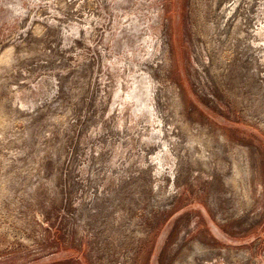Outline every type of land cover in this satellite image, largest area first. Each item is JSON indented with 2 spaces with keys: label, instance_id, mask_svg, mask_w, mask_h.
<instances>
[{
  "label": "rangeland",
  "instance_id": "374dc122",
  "mask_svg": "<svg viewBox=\"0 0 264 264\" xmlns=\"http://www.w3.org/2000/svg\"><path fill=\"white\" fill-rule=\"evenodd\" d=\"M0 109V264H264V0H0Z\"/></svg>",
  "mask_w": 264,
  "mask_h": 264
},
{
  "label": "bare ground",
  "instance_id": "6f19581e",
  "mask_svg": "<svg viewBox=\"0 0 264 264\" xmlns=\"http://www.w3.org/2000/svg\"><path fill=\"white\" fill-rule=\"evenodd\" d=\"M1 110V109H0ZM1 112V111H0ZM4 116V115H3ZM0 118L2 119V114L0 113ZM0 119V120H1ZM234 165H235V163H234ZM237 166V165H236ZM240 168V167H239ZM234 171H235V169H234ZM238 173V172H237ZM234 176L233 177H231L232 178V180H233V182L235 183V174H233ZM240 177V176H239ZM238 183H239V181H238ZM238 185V184H237ZM203 247V246H202ZM203 249V248H202ZM193 251V250H192ZM201 251V250H200ZM196 252V251H195ZM202 252V251H201ZM204 252V251H203ZM197 253V252H196Z\"/></svg>",
  "mask_w": 264,
  "mask_h": 264
}]
</instances>
